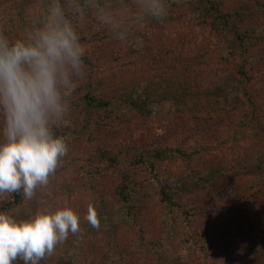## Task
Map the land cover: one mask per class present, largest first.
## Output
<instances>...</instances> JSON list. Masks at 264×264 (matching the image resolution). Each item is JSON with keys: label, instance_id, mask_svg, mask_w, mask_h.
<instances>
[{"label": "rangeland", "instance_id": "obj_1", "mask_svg": "<svg viewBox=\"0 0 264 264\" xmlns=\"http://www.w3.org/2000/svg\"><path fill=\"white\" fill-rule=\"evenodd\" d=\"M219 2L232 13L219 31L189 17V0L172 7L165 0L163 18L131 25L123 40L87 10L74 19L85 49L84 76L69 95L68 123L54 129L66 139L68 153L46 188L24 199L17 213H6L24 221L39 211L70 208L79 217L80 232L69 233L40 264H264V184L258 175L264 170V0ZM45 3L0 0V32L15 39ZM100 3L134 11L133 0ZM163 69L172 77L177 73L193 91L225 89L218 104L228 118L204 128L175 112L171 100L149 102L150 113L143 116L123 99L122 82L130 87ZM89 92L106 95L109 104L88 107L82 97ZM107 113L115 130L104 136L96 130ZM99 145L110 149L116 163L96 162L102 177L92 188L78 168L88 158L96 161ZM164 147L195 154L188 162L160 161L156 149ZM209 162L223 170L216 185L182 197L183 209L167 214L154 177L164 171L180 175L188 164L202 168ZM118 185L137 205L135 217L112 224L105 214L111 224L98 220L93 228L89 210L98 219L102 206L119 208ZM12 197L0 195V207ZM15 264L24 262L18 258Z\"/></svg>", "mask_w": 264, "mask_h": 264}, {"label": "clouds", "instance_id": "obj_2", "mask_svg": "<svg viewBox=\"0 0 264 264\" xmlns=\"http://www.w3.org/2000/svg\"><path fill=\"white\" fill-rule=\"evenodd\" d=\"M130 11L100 0H46L21 33L0 32V195L22 192L32 200L68 153L54 129L68 123L69 95L84 76L85 49L74 19L91 12L97 22L123 40L130 26L166 15L165 0H133ZM88 223L99 227L94 210ZM80 232L70 208L39 211L17 221L0 212V264H40L69 233Z\"/></svg>", "mask_w": 264, "mask_h": 264}, {"label": "trees", "instance_id": "obj_3", "mask_svg": "<svg viewBox=\"0 0 264 264\" xmlns=\"http://www.w3.org/2000/svg\"><path fill=\"white\" fill-rule=\"evenodd\" d=\"M182 2L183 0H167L170 7L178 6L180 3L183 5ZM189 2L191 3L189 17L191 16L193 19L198 18L199 21L203 23H209L215 31H219V27L226 25L227 22H229V18L232 16V13L225 10L219 0H189ZM152 20L156 21L157 19L152 18ZM153 57L155 56L153 55ZM184 62L185 61L181 64H184ZM172 74L173 72L163 69V71L156 72L154 75L150 76L149 79H139L137 83H134L130 87L126 86L127 82H122L120 91L123 93V97L124 94H126L123 99L129 102V104L143 116H147L150 113L147 107L149 102L171 100L172 109L175 112H181L185 114L186 117L189 115L196 123L199 122L204 128L208 125L211 129L212 125L217 126L228 118L226 115L229 114V112L223 111L218 104L219 98L223 95L225 89L214 87L206 91L201 90V92L199 90L193 91V89L191 90V88L186 86L185 81L180 79L177 73H175V77H172ZM82 98L85 100L84 104L90 108H105L110 102L108 97L101 93L96 94L89 92ZM107 115L108 116L102 121H98L96 130L98 134L104 136L111 135L110 133L115 130L113 118L109 116V113H107ZM233 138H238V135L235 133ZM97 148L98 150L94 155L96 156V161L93 163V161L88 158L84 166L78 168L86 179V185H92V188L97 186L96 181L100 180L102 177L100 173L103 169L98 167L99 165H97L96 162L102 160L108 166H113L116 163V159L109 151L110 149L107 147L105 148L103 145H99ZM193 154L195 153H186V151L181 148L172 149L164 147L163 149H156V158L160 161L183 158L188 162L193 157ZM222 173L223 170L217 165H214L213 162L206 163L202 168L192 167L188 164L185 171L180 175H172L165 171L161 172L154 177L160 185L159 201L162 203L166 213L170 215L175 209H183L180 206V199L182 197L190 195L191 193L205 192L207 189H211L216 185ZM258 175L260 176L261 182L264 184V170L259 169ZM12 196L13 199L11 201L6 202L4 204L5 206L2 205L0 207V212L17 213L20 210L24 201L22 192L13 193ZM114 201L117 205H120L119 208L105 209L104 206H102V210L99 208L100 216L98 220L101 221L102 224H104L105 221L107 222L108 219L112 224H123L126 220H132L135 217L134 214L136 213L137 205L132 203L131 194L123 185H118L116 187ZM105 214H108L107 220L104 219ZM185 214H187L186 211ZM111 223L109 222V224ZM73 258L74 257H71V259ZM74 264H77V262Z\"/></svg>", "mask_w": 264, "mask_h": 264}]
</instances>
